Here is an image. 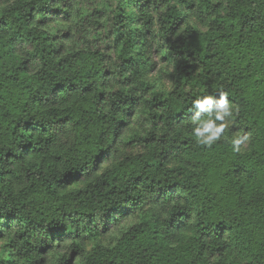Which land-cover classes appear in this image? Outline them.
Here are the masks:
<instances>
[{"label":"trees","instance_id":"1","mask_svg":"<svg viewBox=\"0 0 264 264\" xmlns=\"http://www.w3.org/2000/svg\"><path fill=\"white\" fill-rule=\"evenodd\" d=\"M122 1L134 12L118 17L114 71L44 31L67 0L1 11L0 264H48L66 248L58 264H264V0H155L154 17L147 0ZM153 44L174 68L165 96L143 81ZM206 97L226 100L232 132L220 109L196 107ZM140 107L154 128L122 137ZM118 142L140 153L116 158Z\"/></svg>","mask_w":264,"mask_h":264},{"label":"rangeland","instance_id":"2","mask_svg":"<svg viewBox=\"0 0 264 264\" xmlns=\"http://www.w3.org/2000/svg\"><path fill=\"white\" fill-rule=\"evenodd\" d=\"M11 1L0 0V14ZM147 1L150 2L149 13L154 17L156 15L153 9L155 0ZM194 1L196 2V0ZM211 1L214 3L224 2V0ZM66 3L70 7L69 14L66 16L48 15L42 26L44 31L54 40L58 47L62 48L63 53L97 51L104 56L105 63L114 71L117 66V54L119 51L117 37L123 34L122 29H118L117 20L121 11L125 13L133 11L130 4H124L122 0H67ZM50 9L57 10L59 8L52 7ZM131 15L137 16L135 13H131ZM188 21L194 28L200 31L206 30L205 24L195 17H190ZM128 26L130 29L138 28L136 21H131ZM147 57V62L150 65L148 64V67H146L147 71L144 72L143 81L148 84L151 93L165 96L173 89L171 80L174 71L173 65L168 63L165 54L155 44L149 49ZM110 79V92L117 91L123 87V76H115L113 79V76L110 75ZM138 95H142V93L138 92ZM145 97L149 98L150 96L146 95ZM220 112L225 116L224 130L232 132L234 130L233 111L226 107V110L220 109ZM153 128L154 125L149 118V110L140 107L128 123L120 129L119 134L124 138H130L135 134H144ZM137 153H140L139 149L129 148L120 142L117 143L116 158ZM110 163L111 159H108L101 164V167L107 168ZM136 222L137 219L135 217L129 216L122 223L109 228V234L104 238L101 245L113 247L121 233L132 227ZM1 246L0 244V248ZM91 248L92 246H88V250ZM65 254H69V249L66 248L52 255L48 264H58V260ZM73 260L78 264L75 256Z\"/></svg>","mask_w":264,"mask_h":264},{"label":"clouds","instance_id":"3","mask_svg":"<svg viewBox=\"0 0 264 264\" xmlns=\"http://www.w3.org/2000/svg\"><path fill=\"white\" fill-rule=\"evenodd\" d=\"M205 105H208L209 107L205 108ZM196 107H198L199 109L204 110V111L208 112L209 114H211L214 108L226 110L227 105H226V100L224 98H221L219 100V102L215 106H213L211 97H206L202 102L197 101ZM216 118L217 119L221 118L219 113H217ZM213 127H214V125H213L212 121L209 120L207 123L202 124V126L200 128H198L196 131H197L198 135H203L205 132L212 130ZM219 131H220V129L216 128L215 131H213L212 135L215 136V134Z\"/></svg>","mask_w":264,"mask_h":264}]
</instances>
